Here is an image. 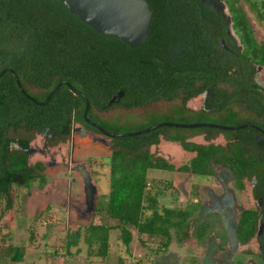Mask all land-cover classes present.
I'll return each mask as SVG.
<instances>
[{"label":"trees","instance_id":"obj_1","mask_svg":"<svg viewBox=\"0 0 264 264\" xmlns=\"http://www.w3.org/2000/svg\"><path fill=\"white\" fill-rule=\"evenodd\" d=\"M151 13L148 26L147 40L136 47H130L112 35L95 33L88 25L82 23L71 14L58 0H0V167L21 169L25 163L27 138L20 135L8 138L6 129L11 120L21 114L19 103V88L10 71L15 74L19 85L21 77H26L27 83L40 88V94L33 96L35 100L43 101L48 93L55 87V77H64L67 74L73 76L71 86L79 93L69 92L71 102L68 115L73 108L75 118L79 121L84 108L88 103V112L96 108L104 110L107 101L116 90L131 88L130 82H121V76L127 79L137 74L145 78L149 74H156L153 81L167 77L171 83L170 89H177L178 79L181 74L195 73L200 58V67L203 74L213 73L220 83L233 82L235 90L242 94L252 91L254 97L260 101L261 111H264V95L257 89L260 87L252 80L256 66L264 70V0L258 2L248 1L249 6L255 11L256 18L261 25V34L255 37L248 18L239 0H224L227 4L231 29L234 37L225 35L224 25L218 16L214 15L211 8L201 0H145ZM211 9V10H209ZM201 19L198 20V13ZM200 26L202 35H208L209 39L200 40V34L195 31ZM192 27L190 31L188 29ZM205 32V33H204ZM197 34V35H196ZM223 38L224 46L217 45L216 52L213 44H217V38ZM170 49V52L167 50ZM202 50V55L200 54ZM215 65L209 70L207 60L213 56ZM168 52L165 65L164 52ZM213 65V64H212ZM160 75V78L158 77ZM162 75V76H161ZM65 91L67 89L65 88ZM56 92L44 104H36L37 111H43L46 116L52 105ZM82 94V95H81ZM176 96L170 94L169 99ZM159 95H151L148 100H156ZM182 102V101H181ZM178 110L180 105H177ZM60 112V111H58ZM35 115L34 110L31 112ZM179 111L174 114L179 116ZM180 122V121H178ZM225 124H236L225 121ZM153 124L149 122L147 125ZM105 130L117 132L108 128L107 123L101 124ZM52 129L58 130L60 139L68 134L69 128L64 126L58 129L52 124ZM170 126H160L144 133L112 137L114 149L109 157V190L106 200L99 207L110 219L116 220V226L120 227L121 242L127 246L131 239L129 228L138 233H145L150 237L160 236L165 238L162 245L168 242L169 230L175 235L185 227L183 217L185 213H168L164 209L160 212L156 208L154 195L146 193L145 173L148 168L170 169L171 165L160 158L152 157L148 153V146L157 144L159 137H165L176 141L186 150H198L199 147L185 141V134L203 133L207 138L217 133L226 137L235 136L252 130L247 127L233 130H219L208 127L182 129L176 128L175 132H168ZM128 133V132H126ZM173 134V135H172ZM247 133H245L246 135ZM22 138L25 139L22 142ZM253 144L252 136L249 137ZM10 141H16L17 149L10 150ZM233 146L234 160L227 159L233 171L243 173L246 168L250 173H264V148L259 156H241L239 148ZM221 152V151H219ZM238 155V156H236ZM209 155L198 150V155L193 168L200 173H205ZM197 165V167H196ZM14 175L21 179V184L30 188L36 179L41 180L40 173H3L0 171V197L6 199V209L9 208L8 194L11 186L16 183ZM150 209L149 217L141 219L144 210ZM115 225L88 223L80 231L78 228L67 237L64 242L85 245L88 253L97 256H105L108 250L109 229ZM44 236V235H43ZM82 238V239H81ZM29 241L33 239L29 234ZM68 239V240H67ZM79 239V240H78ZM3 241V237L1 240ZM2 251H20L18 247L7 244L0 246ZM17 257V256H16ZM15 260L12 258V261Z\"/></svg>","mask_w":264,"mask_h":264},{"label":"flooded vegetation","instance_id":"obj_2","mask_svg":"<svg viewBox=\"0 0 264 264\" xmlns=\"http://www.w3.org/2000/svg\"><path fill=\"white\" fill-rule=\"evenodd\" d=\"M201 2L212 9L214 15L221 19L220 22L224 27L227 26L225 35L234 37L226 2L224 0H201ZM197 19H201V12L198 13ZM191 29L192 27L188 31ZM195 31L200 34V40L202 37L210 40L208 35H202L199 25L195 27ZM217 42L212 45L216 52L219 50L217 45L223 49L226 48L223 38L218 37ZM167 51L170 52V49ZM167 51L164 52L165 65H169L166 62ZM212 53L211 59L207 60V63H210L208 64L209 70L216 62L215 60L213 63L216 58L213 50ZM200 54L202 55V50H200ZM197 61L201 63L200 58ZM200 63L194 69L195 73L181 74L177 89H170L171 83L167 77H162V83H160V79L154 82L153 78L157 76L156 74L150 73L148 78L137 74L130 76V79L122 75L120 81L130 82L131 88L126 86L127 90L114 91L107 101L106 109L97 110L94 108L87 115L88 107L85 114L90 122L106 132L110 131L105 130L101 124L111 121L121 123L126 119L140 123L137 130L163 122L209 123L232 127L229 130L242 127L252 130V132L246 131L242 135L238 134L237 137H226L222 133H217L209 138L203 133L185 134L186 142L199 147L200 152L209 155L205 173L198 172L191 165L198 155L197 149H183L178 142L165 137H159L157 144L148 146V153L152 157L160 158L163 162L171 165V168H148L145 173L144 191L154 195L156 208L159 212L164 209L171 214L178 211L185 213L182 222L185 227L179 231L178 235L169 230V240L166 245H162L165 238L161 241L160 250H163L162 253L156 254L155 251L144 255L137 250L134 253V264H264V173H250L248 168L240 173L233 171L231 165L225 162L227 159L234 160L235 156L232 158L233 146L236 144L242 146L239 148L242 152L240 155L245 158L252 156L256 159L260 155L259 152L264 148V111H261L260 101L254 97L252 91L243 92L242 101V94L235 90L233 82L220 83L215 74H203L199 66ZM259 69L260 67L256 66L251 78L260 87L257 90L264 95V85L260 84L257 79ZM26 77L30 76L28 74L25 77L22 76L20 85L15 82L18 87L21 86L19 88L21 114L11 120L12 123H8L6 129V136L14 137V140L20 135L28 136L26 160L21 169L2 166L0 171L3 173L40 174L75 173L81 179L80 186L74 190L73 185L78 184L76 177L68 175L69 180H67L62 193L65 199L63 205L82 219L85 217L91 219L98 209L95 203L96 184L92 182L91 178H94L93 173H104L105 166L106 173H109L108 161L111 151L114 149L112 137H108L101 130L86 122L82 113V121L76 119L73 108L68 115L69 104H73L69 100L71 98L69 92L76 94L68 86L73 80L71 74L61 78L55 77L56 90L60 88L62 92L54 96L51 106L45 107L49 110L46 116L43 111L35 109L36 104L41 101L35 100L33 96L40 94V88L27 83ZM158 77L160 78V75ZM171 93L176 96L169 99ZM151 95H159V98L148 100ZM66 101L69 104L61 108L63 106L61 104ZM177 105L181 106L179 110ZM33 110L35 115L31 113ZM176 111H179L180 117H176L178 116L174 114ZM225 121H232L236 124H225ZM149 122H153V124L147 125ZM52 124L58 129L67 125L68 134L60 139L58 130L52 129L54 128ZM245 133L247 134L245 135ZM251 136L253 144L248 140ZM37 140L41 141L40 148L37 147ZM160 140L177 144L182 152L176 153V150L172 153L164 152L158 147ZM24 141L25 139L22 138V142ZM9 149H17L16 141H10ZM174 156H180L179 164L175 163ZM152 170L158 171V173L160 170L164 173L158 175ZM149 172H151L150 176L147 175ZM17 177L14 175L15 181ZM16 183H18L16 185H20L21 179ZM108 190L104 193L105 197L100 201L99 207L105 202ZM162 194L166 195V202L161 207L158 204V195ZM150 214V209L144 210L141 219L149 217ZM103 215L108 218L104 213ZM98 224L105 223L99 222ZM233 230L236 236V245L232 248L227 234ZM136 233V241L139 242V238L145 233L137 231ZM171 239L180 249L173 251L168 248Z\"/></svg>","mask_w":264,"mask_h":264},{"label":"rangeland","instance_id":"obj_3","mask_svg":"<svg viewBox=\"0 0 264 264\" xmlns=\"http://www.w3.org/2000/svg\"><path fill=\"white\" fill-rule=\"evenodd\" d=\"M239 1L254 31L255 37H259L261 34V25L256 18L255 11L249 6L248 1ZM250 1L258 2L259 0ZM257 79L260 84L264 85V70L261 68L259 69ZM107 125L108 128L117 131V133H126L137 130L140 123L126 119L121 123L111 121L108 122ZM167 131L175 132L177 130L176 127L170 126L167 128ZM40 142V140H37L38 148H40ZM174 157L176 158L175 163L179 164L181 162L179 160L180 156ZM106 172L107 168L105 166L104 173H93L94 178H91L92 182L96 184L95 203L98 208L100 206V201L105 197L104 193L108 190V173ZM153 173L158 175L160 173L161 175L164 172L159 170V173L158 171H153ZM41 174L43 175L41 180H34L30 188L16 184L11 186L8 194L10 204L8 209H6V199L0 197V240L1 237H3V241H0V246H6L8 243L14 245H28L29 234H32L33 238L41 237L42 235H46L50 238L55 236L64 237L65 234H71L77 228L81 231L89 222H101L107 225H115L113 228L109 229L108 235L111 250L109 254L112 257L110 259V263L112 261L111 264H134V253H136L137 250L144 253V255L146 253L149 255L155 251L156 254L158 252H163V250H160L162 237L153 236L148 238L145 234H142L141 238H139V242H137L136 231L133 228H129L131 239L129 244L124 246L120 239V227L116 226L117 221L104 217L101 210L96 209L91 219L86 217L82 219L74 214L71 209L65 208V205H63L65 204V199L62 193L67 180H69L68 175L76 177V183L78 184L73 185L72 188L74 190L80 186L81 179L75 173ZM147 175L150 176L151 174L149 173ZM99 180L100 183L98 184ZM165 196L164 194L158 195V204L161 207L164 205L163 203L166 202ZM168 248L173 251H177L178 248L180 249L173 239H171L168 244ZM4 252L8 253L5 250Z\"/></svg>","mask_w":264,"mask_h":264},{"label":"water","instance_id":"obj_4","mask_svg":"<svg viewBox=\"0 0 264 264\" xmlns=\"http://www.w3.org/2000/svg\"><path fill=\"white\" fill-rule=\"evenodd\" d=\"M68 11L75 15L79 21L88 25L95 33L112 35L121 40L130 47L138 46L147 38V28L150 20V10L145 0H58ZM222 44V41L220 40ZM13 76L15 82L18 80L11 69H8ZM70 89L79 93L74 87L68 85ZM54 87L48 95L39 104H44L48 98L54 93ZM112 100V99H111ZM88 103L85 101L82 111L83 119L101 130L108 137L131 136L153 130L159 126H171L177 128H194L199 126H207L218 128L221 130H229L232 127L209 124L195 123L182 124L175 122H163L152 125L142 130L132 131L128 133H110L103 131L98 125L90 122L85 114L87 112ZM16 181H20L17 177ZM229 244L236 245V236L234 230L227 234Z\"/></svg>","mask_w":264,"mask_h":264},{"label":"crops","instance_id":"obj_5","mask_svg":"<svg viewBox=\"0 0 264 264\" xmlns=\"http://www.w3.org/2000/svg\"><path fill=\"white\" fill-rule=\"evenodd\" d=\"M171 146V147H170ZM164 152L176 153L182 151L177 144L160 140L158 145ZM163 156V155H162ZM153 171V170H152ZM151 173V172H149ZM98 224V223H94ZM67 237H48L42 235L41 237H34L28 241V245H14L20 248L17 251L5 253L0 252V264H111L110 259V240L107 239L108 250L105 256H97L94 253H88L87 248L81 244H71L67 246L64 240ZM82 239V238H81ZM68 240V239H67ZM17 256V257H16ZM110 256V257H109ZM12 258L15 260L12 261Z\"/></svg>","mask_w":264,"mask_h":264}]
</instances>
